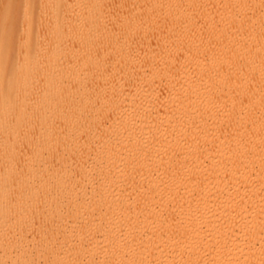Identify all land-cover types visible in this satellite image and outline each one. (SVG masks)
<instances>
[{
	"label": "bare ground",
	"instance_id": "obj_1",
	"mask_svg": "<svg viewBox=\"0 0 264 264\" xmlns=\"http://www.w3.org/2000/svg\"><path fill=\"white\" fill-rule=\"evenodd\" d=\"M0 264H264V0H0Z\"/></svg>",
	"mask_w": 264,
	"mask_h": 264
}]
</instances>
